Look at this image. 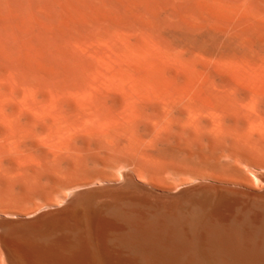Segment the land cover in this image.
<instances>
[{
	"label": "bare ground",
	"instance_id": "bare-ground-1",
	"mask_svg": "<svg viewBox=\"0 0 264 264\" xmlns=\"http://www.w3.org/2000/svg\"><path fill=\"white\" fill-rule=\"evenodd\" d=\"M143 2L138 4L147 13L149 1ZM160 2L171 16L168 30L219 37V53L201 52L210 41L200 46L198 36L200 52L193 49L195 44L178 49L158 43L118 53L115 64L106 54L110 36L103 55L114 65H106L105 58L96 60L95 51L85 55L90 62L93 56L97 67L83 63L88 62L83 54L89 42L82 36L88 44L81 45L87 48L78 47L75 55L83 52L76 59L84 58L78 61L86 67L71 69L75 49L69 52L65 46L70 53L69 63L62 61L67 71L46 64L51 71L44 65L39 79L29 78L26 63V75L19 76L13 56L0 54V264H124L128 258L114 262L110 244L128 251V260L138 264H264V0H159L153 5ZM158 6L155 10L162 9ZM110 34L116 44L121 42V36ZM125 37L123 41L132 35ZM29 43L33 47L35 41ZM55 51L53 55L59 49ZM47 53L42 56L50 59ZM51 60L57 65L56 57ZM40 63L35 68L45 62ZM244 168L255 180L244 176ZM232 189L251 197L260 209L256 217H249V210L245 215L240 211L243 216L224 215ZM249 223L255 227H244ZM248 228L253 232L247 233Z\"/></svg>",
	"mask_w": 264,
	"mask_h": 264
},
{
	"label": "rangeland",
	"instance_id": "rangeland-1",
	"mask_svg": "<svg viewBox=\"0 0 264 264\" xmlns=\"http://www.w3.org/2000/svg\"><path fill=\"white\" fill-rule=\"evenodd\" d=\"M13 1H14V3H13ZM27 1V2H26ZM25 2H23V0H22V3H20L21 2V0H0V39H1V41H0V54L2 53V54H9V55H11V56H13V61H14V68H15V71H16V69H18V70H20V73H18V75L19 76H21L20 74H22V76H23V74L24 75H26L25 73H23V70L25 69V72H27V70H28V72H27V74L30 76H28L27 75V77H29V78H36V79H39V77H40V75H41V77H42V75L44 74V72L46 71L45 69H47V71H51L50 70V67H47V65L48 66H51V68L52 67H54V68H52V69H54L55 71H58V72H60V70H62L63 68H64V70L65 69H67V67H68V65H69V67L71 68V69H73V66L74 67H76V66H78L80 63L81 64H83L84 63V65H85V62H86V64H91V62H92V64L94 63V64H96V62H93L94 60L92 59V57L93 56H96L95 58H96V60L97 59H104L105 58V61L107 60V58H106V55H105V57H103L102 58V55H103V53H104V48L105 47H107V46H105L104 47V45H106V41L108 40V37H110L111 36V38L109 39V43H111L112 44V46H113V50L111 49V44L109 45V43H108V45H109V49H111L112 51H110L109 49L108 50H106V51H108V53L109 52H112V53H107L106 51V54L107 55H110L111 56V58L113 57V56H115V58H118V56H119V54H121L122 55V53H126L127 51L128 52H131V51H133V52H136V50L137 51H140V50H142L143 48L144 49H148V48H151V47H153L154 45H158V43H160V44H163V43H165V44H167V45H170V46H172V47H174V48H178V49H185V48H188V47H191V48H193V45L198 41V40H200L201 41V44H199L200 46L202 45V43L204 44V42L205 43H207V42H209L210 41V43H207V44H204V45H206L205 47H200V49H201V52H202V50H205V51H209V52H211V53H207V52H205L204 53V51H203V53L204 54H206L207 53V55L208 54H210V55H216V54H218L219 53V51H220V45H221V39L219 38V37H214V36H212L211 34H208V33H206V34H204V35H206V36H204L206 39H207V41H205V38H203V34H200V35H202V37H200V35H195V34H193L192 32H187V33H180V32H175V31H173V30H168L167 28L170 26V24L171 23H168V21L170 22V20H171V16H170V13L169 12H167V11H165L164 10V6L161 4V2L160 3H157V5L155 4V5H153L154 4V2H156V1H158L159 2V0H155L154 2H151V0H147V1H149V3L148 4H150V6L147 8L148 10H147V13L149 14L151 11H149L150 9L151 10H154V11H152V13H153V15H152V13L151 14H149V15H152L153 17H154V20H153V18H152V16H148V14L145 12V6H143V5H141V4H138V3H142V1L143 0H136V3L134 2V0H133V2L130 0V3L128 2V0H122L123 1V4H122V1L121 0H117L118 2V5L120 4V1H121V4L123 5H117L116 4V0H97L99 3H97V1L95 0L94 2H95V4H96V6H95V4H92L93 2V0H89V1H91V3L89 4V1L87 0V1H85V0H49L48 1V4H47V2H45L44 3V1L45 0H42V2L44 3V4H42V2H41V0H26ZM28 1H30L29 2V4L30 5H28V6H26L25 5V3L27 4L28 3ZM33 1V2H32ZM47 1V0H46ZM52 1L54 2V3H52ZM56 1H58L59 3H57ZM69 3L68 5H67V2ZM77 1V2H76ZM100 1H103V3H104V6H103V8H101V10H97V9H99L100 8V5H98L99 6V8L97 7V4H102L103 5V3H101ZM107 1V2H106ZM140 1V2H139ZM145 1L146 0H144V2L143 3H145ZM153 1V0H152ZM8 2V3H7ZM13 4H12V3ZM40 2H41V4H40ZM108 2H110V4H108ZM7 3V4H6ZM55 3H56V5L57 4H60V6L59 5H55ZM72 3V4H71ZM78 3V4H77ZM105 3L107 4V5H105ZM125 3V4H124ZM147 3V2H146ZM152 3V4H151ZM16 4V5H15ZM53 4H54V6H53ZM85 4V5H84ZM93 6H92V5ZM132 4V5H131ZM135 4L136 5H139V6H136V7H138L137 8V10L139 9V8H142V6H143V10H144V12L146 13H144V12H141L142 10L141 9H139L138 11H136V7H135ZM148 4H147V6H148ZM9 5H11V6H13L12 8L11 7H9ZM15 5V6H14ZM21 5V6H20ZM41 5V6H40ZM42 5H44V6H42ZM71 5V7L69 8V6ZM128 6V9H127V7H125V9H123L122 7H124V6ZM151 5H153V6H151ZM160 6V7H162V9H157V7H156V9L157 10H155V6ZM162 5V6H161ZM3 6H4V8H3ZM65 6V7H64ZM97 7V9L95 8V7ZM115 6V7H114ZM158 6V7H159ZM8 7V8H7ZM22 7H24V8H22ZM31 7V8H30ZM40 7H42L41 9H40ZM47 7V8H46ZM53 7V8H52ZM88 7H90V9H91V12H90V10L88 9ZM92 7H94V8H92ZM109 9H108V8ZM112 7V8H111ZM121 7V8H120ZM133 7H135V8H133ZM152 7V8H151ZM13 8H16V9H13ZM37 8V10H34V9H36ZM84 8H86V10L84 9ZM114 8H115V10H114ZM133 8V9H132ZM4 9V10H3ZM15 10L16 11V13L13 11V10ZM22 9V10H21ZM27 9V10H26ZM32 9V10H31ZM44 9V10H43ZM46 9V10H45ZM52 9V11H50ZM55 9V10H54ZM70 9H71V11H70ZM73 9V10H72ZM106 9V10H105ZM123 9V10H122ZM19 10H21V11H19ZM40 10H42V12L40 11ZM66 10V11H65ZM95 10V11H94ZM103 10H105V11H103ZM121 10H122V15H121ZM127 10H128V12H127ZM132 10V12H130V11ZM158 10H160V11H158ZM2 11L3 12H5L4 14L2 13ZM10 11H11V13H10ZM24 11V12H23ZM25 11H26V13H25ZM38 14L37 16H39L38 18H37V16L35 15H33V14H36L35 12ZM47 11V13H49V14H45V12ZM49 11V12H48ZM77 11V12H76ZM82 13H81V12ZM103 11V12H102ZM115 11H116V14H115ZM118 11V12H117ZM149 11V12H148ZM157 11V12H156ZM34 12V13H33ZM54 12V13H53ZM69 12V13H68ZM72 14H71V13ZM77 14H76V13ZM79 12L83 15H81V14H79ZM93 12H94V14H93ZM98 12H99V16L98 15H96V14H98ZM102 12V13H101ZM136 13V14H130V13ZM141 12V13H140ZM159 12V13H158ZM10 13V14H9ZM21 14V15H19V14ZM30 13H32V14H30ZM88 13H89V15H88ZM96 13V14H95ZM101 13V14H100ZM118 13V14H117ZM127 13H128V15H127ZM137 13H139V15L137 14ZM24 14H25V16H24ZM45 14V15H44ZM53 14V15H52ZM55 14V15H54ZM76 14V15H75ZM86 14V15H85ZM129 14L131 15V16H129ZM140 14H141V17H140ZM142 14H145L144 16L145 17H143V15ZM167 14V15H166ZM12 15V16H11ZM26 15H27V17H28V15H29V17L27 18L26 17ZM43 15H44V18H43ZM50 15V16H49ZM68 15V16H67ZM79 17H78V16ZM94 16V17H96V18H98V19H96V18H94V17H89V18H91L92 20L94 19L95 20V22H93V21H91L89 18H88V16ZM134 15H136L137 17L135 18L134 17ZM147 15V16H146ZM155 15H156V17H155ZM158 15H159V18H158ZM36 17V19H35V21H40V23H34V17ZM45 16L47 17V19H45ZM48 16H49V18H48ZM82 16V17H81ZM122 16H123V18H122ZM125 16V17H124ZM130 17V20L128 19V17ZM162 16V17H161ZM16 17V18H15ZM60 17H63V19L62 18H60ZM75 17V18H74ZM117 17H120V18H118L117 19ZM143 17V20L145 21V24H147V23H149V24H147V25H145L144 24V21L142 22L141 21V18ZM146 17H148V18H146ZM150 17H151V19H150ZM18 18H20V19H18ZM33 19V23L31 22V21H29V20H25V19ZM59 18V19H58ZM78 18V19H77ZM89 19V21L88 20H86V19ZM128 20H127V19ZM133 18H135L137 21L136 22H134V20L133 21H131ZM145 18V19H144ZM166 18H168V19H166ZM42 19V20H41ZM45 19V20H44ZM56 19H58V20H61L62 22V24L60 23V22H58V20H56ZM107 19H108V21H107ZM123 19V20H122ZM149 19V20H148ZM162 19V20H161ZM173 19V18H172ZM9 20V21H8ZM13 20H14V22H13ZM74 20V21H73ZM118 20V21H117ZM127 20V21H126ZM146 20H148V22L146 21ZM152 20H153V22H152ZM10 21H12V22H10ZM20 21H22L21 23H20ZM45 21V22H44ZM73 21V22H72ZM105 21H107V22H105ZM117 21V22H116ZM123 21V22H122ZM125 21V22H124ZM151 21V22H150ZM8 22H9V26L7 25L8 24ZM30 22V23H29ZM86 22V23H85ZM89 22H90V24L91 25H93V27H91V25L89 24ZM120 22V23H119ZM122 22V23H121ZM131 22V23H130ZM161 22V23H160ZM12 23V24H11ZM41 23H43L42 25L43 26H45V27H43L42 28V25H41ZM46 23V24H45ZM56 23H60L61 24V26L59 25V24H56ZM73 23H75V24H73ZM78 23V24H77ZM93 23H95V24H93ZM107 23V24H106ZM123 23H124V25H123ZM142 23V24H141ZM26 24V26H24ZM31 24V25H30ZM35 24H37V25H35ZM64 24V25H63ZM68 24H70L68 27H67V25ZM82 24V25H81ZM85 24V25H84ZM86 24H87V26L89 25V27H87L86 26ZM117 24H119V26L117 25ZM121 24H122V26H121ZM128 24V25H127ZM164 24H166V26H164ZM169 24V25H168ZM7 25V26H6ZM15 25H17V26H15ZM21 26V27H18V26ZM33 25V26H32ZM55 25H57L56 26V28H58V29H56L57 31L60 29V33L61 34H58V32H56V30H54V28H55ZM59 25V26H58ZM73 27H72V26ZM98 25V26H97ZM100 25V26H99ZM145 25V26H144ZM41 26V27H40ZM71 26V27H70ZM75 26L76 27H78V28H75ZM84 26V27H83ZM86 26V27H85ZM96 26V30H95V27ZM139 26H140V30L141 31H143L142 32V36L140 35L141 34V31L140 30H138V28H139ZM143 26V28H141ZM162 26H163V28H162ZM23 27H25L24 29H23ZM34 27H35V29H37V30H34ZM39 29H38V28ZM60 27V28H59ZM69 29H67V28ZM90 27H91V29H90ZM119 27V31L117 30V32H119V34L117 33V32H114V31H111L112 29H117V28ZM130 27H133L132 29H133V31H132V29L130 28ZM5 28L6 29H8L7 31L5 30ZM20 28H22V29H20ZM65 28H66V30L67 31H69V32H66L67 33V35H65L64 34V39L62 38V31H63V33H65ZM87 28V31L85 30ZM112 28V29H111ZM3 29V30H2ZM31 29V30H30ZM32 29H33V32L32 33H34L33 35H31L32 33H31V31H32ZM40 29H42V30H40ZM50 29H52V30H50ZM62 29H64V30H62ZM73 29V30H72ZM77 29V30H76ZM82 29V30H81ZM90 29V30H89ZM114 29V30H115ZM127 29H129V31H127V33H126V30ZM148 29V30H147ZM155 29V30H154ZM18 30H19V33H18ZM49 30V31H48ZM72 30V31H71ZM75 30V32H73ZM131 30V31H130ZM35 31H36V33L37 32H39L40 34V36H37L38 35V33L36 34L35 33ZM47 31V33H45ZM54 31V32H53ZM70 31H71V34H70ZM82 31V32H81ZM85 31V32H84ZM95 31V32H94ZM136 31V32H135ZM138 31V32H137ZM139 31H140V33H139ZM148 31V32H147ZM151 31V32H150ZM7 32V33H6ZM9 32H11V33H9ZM23 33V36H22V34H20V33ZM50 32V33H49ZM51 32H53L52 34H53V36L54 35H60L61 36V38L60 37H58V36H54L53 38V40H51V38H52V34H51ZM130 34H129V33ZM14 33V34H13ZM30 33V34H29ZM73 33V34H72ZM91 34V36L89 35V36H86L87 34ZM110 33H112V34H114L117 38L119 37V36H121V38L119 37L118 39H119V41H121V42H119L118 44H116V40L117 39H115V37L114 36H112ZM136 33V34H135ZM149 33V34H148ZM158 33H160V34H158ZM180 33V34H179ZM11 34H12V36H11ZM26 34H28V35H26ZM48 34V35H47ZM86 34V35H85ZM133 34H135L134 36H136L137 38L139 37V39H137L136 37H134L133 36ZM137 34H139L138 36H137ZM144 34V35H143ZM147 34V35H146ZM182 34V36H180ZM189 36V37H184V36ZM7 35H9V38L7 37ZM31 35V36H30ZM35 35H36V37H35ZM51 35V36H50ZM70 35V36H69ZM71 35H73V37L71 36ZM94 35V36H93ZM130 35H132V39L130 40L129 39V37H127V40L129 41L128 42V45H127V47L128 48H126V46H125V44H124V42L125 41H127V40H125V41H123V38L125 37V36H130ZM153 35V36H152ZM11 36V37H10ZM14 36V37H13ZM17 36H18V38L19 39H16L17 38ZM32 36H34V38L32 37ZM74 36H75V38H76V41H75V38H74ZM82 36H84L85 37V39H88V41L87 42H89V44L88 43H85V44H88L87 46H88V48L91 46V48H90V50L91 51H89L90 53H87V47L86 46H83L82 47V45L81 44H84L83 43V41L84 42H86L85 41V39L83 40H81V38H83ZM124 36V37H123ZM146 36V37H145ZM195 37V39H192L193 37ZM199 36V37H198ZM208 36V37H207ZM31 37L34 39L33 41H35V43H32V45H33V47L31 48L30 46L28 47L27 45H29L30 43L29 42H33L32 41V39H31ZM48 37H49V41H50V44L52 43V42H55V43H57V41H58V43L60 42V40H61V42L62 41H64L61 45H59L58 43L56 44V46L57 45H59V46H57L58 47V49H59V51H58V49H57V47L55 46V45H53V44H55V43H52L51 44V46H50V44H48V42L49 41H47L46 40V38L48 39ZM51 37V38H50ZM94 37H96V38H94ZM142 37H143V39H142ZM191 37V38H190ZM197 37L199 38L198 40H197ZM13 38V39H12ZM22 38H24V39H22ZM28 38H30L31 39V41H29L28 40ZM38 38V39H37ZM40 38V39H39ZM42 38V39H41ZM58 38V39H57ZM126 38V37H125ZM183 38V39H182ZM201 38H203V39H201ZM8 40V42L6 43V41ZM12 39V40H11ZM16 39V40H15ZM26 39V40H25ZM37 39V40H36ZM57 39V40H56ZM63 39V40H62ZM71 41V40H74L75 41V43L72 41V43L73 44H75V45H71V43L68 41ZM71 39V40H70ZM90 39V40H89ZM97 39V40H96ZM141 39V41H139ZM148 39H150L149 41H150V43H148L149 41H147ZM188 39H191V40H189V42H188ZM14 40V41H13ZM56 40V41H55ZM65 40L67 41V42H65ZM153 40V41H152ZM155 40V41H154ZM187 40V41H186ZM197 40V41H196ZM202 40H203V42H202ZM15 41H16V44H14L15 43ZM20 41H25L23 44H22V42H20ZM39 41H40V43H39ZM47 41V42H46ZM80 41H82V42H80ZM92 41V42H91ZM115 41V42H114ZM130 41H132V42H130ZM195 41V42H194ZM123 42V43H122ZM134 42V43H133ZM142 42V43H141ZM143 42H144V44L146 43V45H144L143 44ZM154 42H155V44H154ZM194 42V43H193ZM19 43V44H18ZM70 45H69V44ZM90 43H94L93 45V47H92V45H90ZM126 44H127V42H125ZM132 43V44H131ZM139 43V44H138ZM147 43H148V45H149V47H147L148 45H147ZM152 43V44H151ZM200 43V42H199ZM38 44H39V47H38ZM65 44V45H64ZM84 44V45H85ZM130 44V45H129ZM191 44H193V45H191ZM22 45H24L23 47L25 48L26 46V48H25V50H27L28 48V50L25 52V50H24V48H22ZM44 45L46 46V47H44ZM81 45V46H80ZM117 45L120 47V46H123L124 47V50H125V52H124V50L122 49L123 47H121V51H120V49H119V47L117 48V49H115L114 47H117ZM133 45V46H132ZM151 45V46H150ZM188 45V46H187ZM197 45H198V42H197ZM196 44L194 45L195 46V48H193V49H195L196 50V48L198 49L199 47H196L197 46ZM203 45V46H204ZM16 46H18V47H16ZM56 47V48H54V47ZM60 46H63V47H67V48H70L69 49V52H70V50L72 51V49L74 50L75 49V51H73V55H71L72 54V52H67L68 51V49L66 48V50H62L63 49V47L61 48ZM69 46V47H68ZM71 46H74V47H71ZM135 47V48H132V47ZM137 46V47H136ZM145 46V47H144ZM179 46V47H178ZM187 46V47H186ZM209 46H211V48L209 49ZM48 47V48H47ZM78 47L79 48H81L82 47V49H84L85 47L87 48L86 49V54L84 53L83 54V52L80 50V52L78 53V54H76L75 55V53H77V51H78ZM14 48V49H13ZM39 48V49H38ZM61 48V49H60ZM98 48H100L99 50H101V51H99L98 52V54L96 53V51L98 50ZM205 48V49H204ZM44 49L45 50H47V51H45L44 52ZM57 49V50H56ZM93 49V50H92ZM106 49V48H105ZM143 49V50H144ZM200 49H198V50H196V51H199ZM213 49V50H212ZM15 50H16V52H15ZM58 51V53L56 52V51ZM60 50H62L63 52L65 51L66 53H68V54H66V53H63L62 51L60 52ZM127 50V51H126ZM131 50V51H130ZM13 51L15 52V53H13ZM33 51H34V55H32L33 54ZM39 53L38 54V56H37V52ZM56 52L54 55H53V53L52 52ZM93 51H95V52H93ZM123 51V52H122ZM22 52H24V53H22ZM29 52V53H28ZM47 52H49L53 57H56V59H57V62L58 63H61V64H63V63H65V62H63L62 63V61H65L68 57H69V54H70V57H71V59H72V57L73 56H75V58L74 59H69V62H71V63H69L68 62V60H66L67 62L66 63H69L68 65L65 63L64 64V66H62L61 64V67L59 66V67H57V65H58V63H57V65H56V63H55V60H54V62H53V60H51V57L52 56H50V54L48 55V56H50V59L49 58H45V56H46V54H48ZM85 52V51H84ZM94 54H93V53ZM200 52V51H199ZM43 53V54H42ZM44 53H45V56H42V55H44ZM63 53L64 54V58L62 57L63 56V54L61 55V54ZM80 53L81 54H83L84 56L83 57H85V59H88V54H93V56H91V62L89 61L90 60V58L88 59V62H87V60L86 61H84V58H78V59H76V57H79V56H81L80 55ZM118 55H117V54ZM26 55L27 57H25L24 55ZM22 55H23V59L24 60H22L21 59V57H22ZM29 55V56H28ZM30 55H32V56H35V57H32L31 56V58H30V60L31 61H29V57H30ZM67 55H68V57H67ZM79 55V56H78ZM85 55H88V56H85ZM103 55V56H104ZM41 56H42V58H41ZM117 56V57H116ZM44 57V58H43ZM47 57V56H46ZM69 57V58H70ZM98 57V58H97ZM22 60V63L21 62H19L20 60ZM28 59V61H27V59ZM33 58H36V62L39 64V62H41V63H43V62H45V63H43V66L44 65H46V67L44 66V69H43V66H41V68H39V66H37L36 68H35V66L36 65H38V64H36V62H32V61H34L33 60ZM58 58H59V60H58ZM60 58H62V59H60ZM94 58V59H95ZM108 58H110L109 56H108ZM115 58L113 57L112 59L113 60H115ZM42 59H45L44 61H41ZM47 59L49 60V62L51 61V63L53 62V63H55L54 65H53V63L51 64L50 63V65H49V63L47 62ZM53 59V58H52ZM71 60V61H70ZM73 60H75L76 62V65L74 64V63H72L73 62ZM80 60H83L84 62L82 63V61L79 63V61ZM109 60H111V59H109ZM118 60V59H117ZM117 60H115V62H113V63H115L116 64V61ZM25 61V62H24ZM27 61V62H26ZM78 61V62H77ZM99 61V60H98ZM104 61V60H103ZM102 61V62H103ZM107 62V64L106 65H109L110 63L112 64V65H114L112 62H110V61H106ZM26 63V64H25ZM40 63V64H41ZM98 63V62H97ZM103 63H105V62H103ZM16 64H18V66L16 65ZM23 64H25L24 65V69L22 68L23 67ZM29 64H30V66H29ZM34 64V65H33ZM71 64V65H70ZM74 64V65H73ZM81 64H80V66H81ZM99 64V63H98ZM100 64H102L101 62H100ZM20 65V66H19ZM27 65V66H26ZM84 65H82V66H84ZM81 66V67H82ZM96 66L97 67H101V66H99V65H97L96 64ZM96 66L94 67L93 66V68H96ZM102 66H104L103 64H102ZM26 67V68H25ZM32 67V68H31ZM68 67V68H69ZM84 67H86V66H84ZM84 67H82V68H80L79 66H78V69L80 68V70L81 69H84ZM89 69H92V66H87ZM32 69V70H29V69ZM35 68V69H34ZM23 69V70H22ZM37 69V70H36ZM57 69V70H56ZM87 69V68H86ZM21 70H22V72H21ZM39 70H40V72H39ZM62 70L61 72H66L67 70ZM75 70V69H74ZM77 70V69H76ZM31 71H33L32 73H31ZM35 71V72H34ZM36 71H37V74H35L36 73ZM41 71H43V72H41ZM69 71H73V70H68V72ZM19 72V71H18ZM17 73V72H16ZM30 73H31V75H30ZM33 74V75H32ZM35 76V77H34ZM37 76V77H36ZM24 77V76H23ZM26 77V76H25ZM40 77V78H41ZM242 169H243V166H242ZM249 171V170H248ZM248 171H247V168H244V172H246V173H244V176L245 177H248V178H250L251 180H255V178L253 177V174L249 171V173H248ZM251 173V174H250ZM246 174V175H245ZM230 200H231V205L230 206H228V207H226V208H224L223 209V213H224V215L225 216H227V217H238V216H243V215H241L240 214V211H241V213L243 212V214L245 213V212H247L248 210L250 211L251 210V212H249L248 211V214L247 213H245V214H247L249 217H256V215L257 214H259V212H260V209L255 205V206H253V203H252V201H251V197H248V196H243V195H241V193L240 192H238V190L237 189H232L231 191H230ZM251 206V207H250ZM248 207V208H247ZM247 208V210H243V209H246ZM257 209H259V210H257ZM243 210V211H242ZM44 213V212H43ZM43 213H41V214H43ZM244 214V215H245ZM253 215V216H252ZM246 217V216H245ZM35 218H31L30 220H34ZM247 225V226H246ZM244 227H255L254 225H251L250 223L249 224H245L244 225ZM251 228H248L247 230H246V232L247 233H252L253 231H252V229L250 230ZM113 248V249H112ZM107 250H108V252H110L111 253V255L113 256V258H114V262H118V261H121V259H122V257H125V258H128V259H130V257L132 256V254H130V253H128V251H125V250H123V252H121V251H119V249L117 248V247H113L111 244L110 245H108V248H107ZM127 259V260H128ZM124 260H126V259H124ZM126 260V262L124 263V264H138V263H134V262H132V261H130V260H128L127 261Z\"/></svg>",
	"mask_w": 264,
	"mask_h": 264
}]
</instances>
